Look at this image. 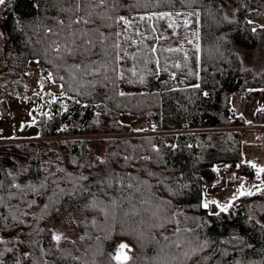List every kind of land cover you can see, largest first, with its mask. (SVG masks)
<instances>
[{"label": "trees", "instance_id": "obj_1", "mask_svg": "<svg viewBox=\"0 0 264 264\" xmlns=\"http://www.w3.org/2000/svg\"><path fill=\"white\" fill-rule=\"evenodd\" d=\"M79 2L78 14L75 0L0 6L2 116L10 115L7 99L25 93L32 59L65 97L36 114V138L0 142V212L7 217L0 218L7 226L0 238L8 241L0 243V264H121L112 259L119 243L131 249L127 264H264V193L239 196L227 212L202 207L205 186L218 179L216 165L241 160L246 123L234 95L264 88V0ZM89 11L90 24L73 23ZM120 16L130 23H117ZM90 28L87 39L107 57L97 48L69 55L65 44L81 51L80 36L72 45L69 33ZM173 74L177 84L160 81ZM123 115L146 116L155 129L131 133ZM257 135L264 142V129ZM95 141L104 144L103 156ZM109 168L111 187L97 182ZM180 211L198 224L178 227ZM61 215L81 231L78 244L53 238L50 224Z\"/></svg>", "mask_w": 264, "mask_h": 264}, {"label": "rangeland", "instance_id": "obj_2", "mask_svg": "<svg viewBox=\"0 0 264 264\" xmlns=\"http://www.w3.org/2000/svg\"><path fill=\"white\" fill-rule=\"evenodd\" d=\"M30 67L32 75L27 80L25 93L7 99L10 109L8 117H3L0 111V142L36 138L40 133L39 126L36 124V114L49 113L50 99H59L63 103L65 101L60 85L51 82L48 86L45 83L46 70L38 64L36 59L31 60ZM241 98V93L233 97L234 107L237 106L238 111L237 104ZM121 120L129 125L131 133L151 132L155 129V124L146 116L123 115ZM244 120L246 126L241 131V160L236 163L216 165L218 179L215 183L205 186L203 201L215 200L220 204L231 201L232 203L234 195L239 197L238 190L241 184H244V191L255 192L256 186L264 189V173L257 175V170L264 168V142L258 138L257 132L264 127L255 124V120H247L245 117ZM247 125L250 128H246ZM135 129H143V131H134ZM91 146L100 156L104 155L105 146L102 142L95 141ZM241 164L249 165L250 169L245 172L244 169H240L243 166ZM253 164L256 168L252 167ZM177 219L178 227H194L198 224L196 220H187V213L183 211L179 212ZM50 227H52L53 235L54 233L62 234L61 242L76 245L81 241V231L67 216L57 217L51 222Z\"/></svg>", "mask_w": 264, "mask_h": 264}, {"label": "snow or ice", "instance_id": "obj_3", "mask_svg": "<svg viewBox=\"0 0 264 264\" xmlns=\"http://www.w3.org/2000/svg\"><path fill=\"white\" fill-rule=\"evenodd\" d=\"M7 2H8V0H0V6H4ZM88 4H89V7H92V8H94V7H105V6H106V0H88ZM34 7H37V8H38L39 5H34ZM62 11H69V9H62ZM79 11H80V2H79V0H75V12L78 14ZM86 15H87V17H88L87 19H85L84 17H78V18H76V19L73 21V23H75L76 25H81V24L88 25V24H90V23L92 22V15H93V13H92L91 11H89V12L86 13ZM157 15H158L160 18H163V17H166V16L170 17V16L172 15V13H170V12H169V13H159V14H157V13H152V16H157ZM98 18L103 19V17H98ZM142 18H143V17H142ZM148 18L150 19L151 17H148ZM109 19H110V17H109ZM121 22H122V23H125V24L130 23V22L127 20V18H126V17H123V16H120V17L118 18V20H117V23H121ZM57 23H58L59 25H61V26H63V24H64L63 21H59V20L57 21ZM249 23H252V21H249ZM69 27H70V25H69ZM169 27H171V25H169ZM261 27L264 28V25H261ZM90 31H94V29H91V28H90V29H88L87 31H82V32H79V33H75V32H70V33H69V35L73 37V39H72V41H71L72 45H76V37H77V35H79L80 38H81V42H80V44L77 45V47L81 50V51H79V52H74V51L72 50V48L69 47V45H67V44L64 45V47H65V49L67 50V52H68L69 55H76V54L88 55V54H90V49L97 48V53H96V54L101 55L102 57H107L108 54H107V52H106L103 48H98L97 45H94V44H93L92 40L87 39L88 32H90ZM252 31L255 32V31H256V28L253 27V28H252ZM47 32H48V33H51V34H53V35L59 36V33H54V31H53L52 28H48V29H47ZM0 35H2V33H0ZM101 35H103V34H101ZM115 35L118 36L119 33H115ZM114 47L119 48V45H118V44H117V45H114ZM55 50H56V51H59L60 48L57 47ZM176 50L178 51L179 49H176ZM154 51H155V48H153V52H154ZM169 51H172V49H169ZM115 59L117 60V62H119V56H118V55L115 57ZM92 63L95 64V63H97V62L94 61V62H92ZM157 63H158V61H157ZM176 66L179 67V65H176ZM77 67H78V66H77ZM113 71H116V69H113ZM174 76H175V74H173V77H174ZM61 79H62V78H61ZM128 82H129V83H133L134 81H128ZM139 82H140V83H143V82H144V78L141 77L140 80H139ZM61 87H63V85H61ZM193 87L199 88V85H193ZM37 95H39V94H37ZM119 95H120V96H124V95H126V93H124V92H120ZM204 95H208V93H204ZM65 110H66V109H65ZM262 110H264V109H262ZM34 119H35V118L33 117V120H34ZM134 131H143V129H135ZM108 143H109V144H113V143H116V141H108ZM124 143L127 144L128 141H124ZM156 151H158V149H156ZM109 155H110V156H115V155H117V153H110ZM123 159H124L126 162H129V161L133 160L134 157H131V156H129V155H125V156H123ZM141 159L144 160V161H148V160L151 159V157H142ZM96 160H97V162L100 163V164H107V163H110V161L100 159L99 157H97ZM88 167L91 168V167H93V165H92L91 163H89ZM252 167H253V168H256V165L253 164ZM260 173H264V168H259V169L257 170V175H258V176H259ZM148 174H149V175H155V173H151V172H149ZM127 175L130 176L131 173H128ZM81 178H82L83 180H88V177H87V176H82ZM114 178H115V174H114L113 170L109 168L107 171H105V172L103 173V176L100 177V178L98 179L97 182H98V183H105V184H107V186L111 187V183H110V182H111ZM3 187H4L3 182L0 181V188H3ZM15 187H16V188H20V185L17 184V185H15ZM41 187H44V185H41ZM128 187H131V185H128ZM256 187H257V191H258V192H262V193H264V189H260L258 186H256ZM61 191H63V190L61 189ZM84 191L87 192L88 189L85 188ZM238 193H239V196H252V195H255V193L252 192V191H244V184H241V185H240V189L238 190ZM237 198H238V197H237L236 195H234V196L232 197V200H235V199H237ZM0 200H2V197H0ZM33 203H34V202H33ZM210 204H211V205H216V206H218L220 212H227V211L229 210V208L233 206L232 203H231V201H230L229 203H226V204H220L219 201H215V200H213V201L204 200V202H203V204H202V207L205 208V209H208L209 206H210ZM45 207H47V206H45ZM213 214H214V215H219V212H217V213H213ZM0 218H4V219H6V218H7V217H6V214L3 213V212H0ZM6 227H7L6 225L0 227V231L5 230ZM159 227L163 228L164 225H163V224H160ZM174 231H179V229H178V228H177V229H174ZM53 238H54L57 242H59V241L61 240V238H62V234H55V233H54ZM81 239H83V238L81 237ZM165 239H167V237H165ZM13 240H15V238H13ZM7 242H8V241H4L2 238H0V243H7ZM20 243H23V241H20ZM73 243H74V242H73ZM126 249H127L128 251H131V249H130V247H129L128 244H126V243H119V245L117 246V254H116L114 257H112V259H114V260H116V261H120L121 264H127V262H128L129 260H131L132 257H130L129 255H127V252L125 251ZM6 251L10 253V252L13 251V249L8 248V249H6ZM25 255H27V254H25ZM16 264H20L19 259H17Z\"/></svg>", "mask_w": 264, "mask_h": 264}, {"label": "crops", "instance_id": "obj_4", "mask_svg": "<svg viewBox=\"0 0 264 264\" xmlns=\"http://www.w3.org/2000/svg\"><path fill=\"white\" fill-rule=\"evenodd\" d=\"M241 95L242 98L237 104L240 113L247 120H255V124L264 127V110H262L264 109V88H250L241 92ZM235 110L238 111L237 106H235ZM246 128H250V126L247 125Z\"/></svg>", "mask_w": 264, "mask_h": 264}, {"label": "built area", "instance_id": "obj_5", "mask_svg": "<svg viewBox=\"0 0 264 264\" xmlns=\"http://www.w3.org/2000/svg\"><path fill=\"white\" fill-rule=\"evenodd\" d=\"M179 80H180V78L178 76H174V77L173 76H170V77H164V78H161L160 79V81H169V83H171L173 85L177 84L179 82ZM240 169H242V170L244 169L245 172H247L250 169V167H248V170H246L244 168V166H241Z\"/></svg>", "mask_w": 264, "mask_h": 264}, {"label": "water", "instance_id": "obj_6", "mask_svg": "<svg viewBox=\"0 0 264 264\" xmlns=\"http://www.w3.org/2000/svg\"><path fill=\"white\" fill-rule=\"evenodd\" d=\"M125 251L127 252V250H125ZM116 254H117V250H116V253H115V255H116ZM127 255H129V254H128V252H127Z\"/></svg>", "mask_w": 264, "mask_h": 264}]
</instances>
